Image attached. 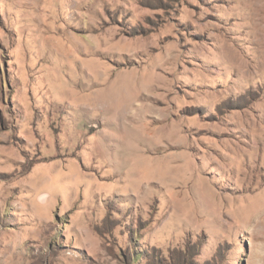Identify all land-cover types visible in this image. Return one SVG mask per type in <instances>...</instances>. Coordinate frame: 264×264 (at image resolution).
Masks as SVG:
<instances>
[{"label": "rangeland", "instance_id": "obj_1", "mask_svg": "<svg viewBox=\"0 0 264 264\" xmlns=\"http://www.w3.org/2000/svg\"><path fill=\"white\" fill-rule=\"evenodd\" d=\"M186 260L264 264V0H0V264Z\"/></svg>", "mask_w": 264, "mask_h": 264}, {"label": "bare ground", "instance_id": "obj_2", "mask_svg": "<svg viewBox=\"0 0 264 264\" xmlns=\"http://www.w3.org/2000/svg\"><path fill=\"white\" fill-rule=\"evenodd\" d=\"M245 197H246V196H243V198H245ZM237 198H238V197H237ZM237 198H236V199H237ZM240 198H242V197H240ZM261 204H262V203H261ZM262 206H263V205H262ZM261 209H262V208H261ZM261 209H260V210H261ZM254 214H255V213H254ZM256 214H257V213H256ZM250 217H251V216H250ZM252 217H256V216L254 215V216H252ZM252 217H251V218H252ZM259 217H260V216H259ZM256 218H257V217H256Z\"/></svg>", "mask_w": 264, "mask_h": 264}, {"label": "trees", "instance_id": "obj_3", "mask_svg": "<svg viewBox=\"0 0 264 264\" xmlns=\"http://www.w3.org/2000/svg\"><path fill=\"white\" fill-rule=\"evenodd\" d=\"M185 264H191V260H186Z\"/></svg>", "mask_w": 264, "mask_h": 264}]
</instances>
